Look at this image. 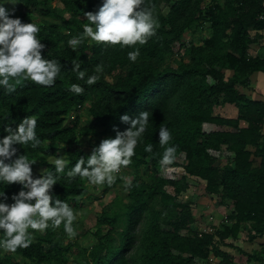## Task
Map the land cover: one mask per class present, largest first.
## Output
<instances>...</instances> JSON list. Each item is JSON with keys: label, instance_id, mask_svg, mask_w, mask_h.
<instances>
[{"label": "trees", "instance_id": "obj_1", "mask_svg": "<svg viewBox=\"0 0 264 264\" xmlns=\"http://www.w3.org/2000/svg\"><path fill=\"white\" fill-rule=\"evenodd\" d=\"M53 1L18 0L21 7L14 16L40 26L38 35L46 45L42 55L59 58L61 74L51 87L22 80L13 93L0 89V135L6 134L5 123L15 127L24 116L35 115L42 143L37 149L18 144L17 155L25 152L50 170L53 165L44 156L61 154L69 159L71 167L79 155L90 154L78 146L79 134L114 136L112 125L120 130L128 127L119 119L121 114L135 116L149 109V126L130 164L135 171L141 169L146 178L134 177L125 197L116 194L103 207L95 222V242L90 246L67 240L61 224L43 233L36 231L27 248L0 252V264H66L72 245L77 248L72 264H194L196 257L208 259L210 255L230 262L231 256L218 243L236 239L241 230L249 242L264 235V101L236 87L246 85L254 71L264 73V55L249 54V27L264 29V20L259 18L264 0H177L172 4L171 0H151L159 28L146 44L139 45L136 61L128 59L129 47L85 42L73 50L67 45L68 38L88 22L84 11L95 10L102 0ZM161 3L170 4L166 14ZM204 22L209 23V31L200 43L189 44L188 60L180 57L175 66L171 65L172 44L186 30H194ZM73 59L80 60L89 74L97 63H102L100 79L92 85L77 81L71 71ZM227 69L231 70L228 76ZM73 82L83 84L84 92L69 91ZM220 96L237 106L236 118L213 115V103ZM86 103L89 122L82 123L76 113L65 123L73 109ZM241 120L246 125H240ZM211 122L231 125L235 130L204 131L203 124ZM161 124L171 131L169 143L178 145L172 165L179 164L187 173L204 179L208 193H221L231 199L233 209L226 217L230 224L190 234L180 232L188 229L194 217L189 205L177 201L166 188L171 185L176 191L185 190V179L157 173L163 152L158 141ZM60 141L65 143L57 153L55 142ZM147 143L153 144L152 152L144 150ZM222 146L233 155L217 165L208 150ZM253 156L259 158L257 163ZM119 182L118 178L114 184ZM86 183V178L69 180L61 176L53 186L54 194L67 200L77 212L80 199L89 195ZM2 187L11 202V193L18 191L20 184ZM73 224L79 235L84 229L82 220L77 218ZM241 252L248 260H264L263 246Z\"/></svg>", "mask_w": 264, "mask_h": 264}, {"label": "clouds", "instance_id": "obj_2", "mask_svg": "<svg viewBox=\"0 0 264 264\" xmlns=\"http://www.w3.org/2000/svg\"><path fill=\"white\" fill-rule=\"evenodd\" d=\"M17 2L0 0V89L4 93L15 92L22 80L51 87L63 68L59 58L42 55L46 45L38 35L40 26L31 20L23 22L19 16L9 14L15 9L7 8L5 4L15 5ZM83 15L88 22L82 25L81 31L68 38V46L77 50L88 42L103 47H129L127 57L130 61L137 60L139 45L146 44L159 28V19L154 15L151 0H102L95 10L84 11ZM71 71L75 73L77 81L92 85L100 79L104 66L97 63L94 72L89 74L81 67L80 60L73 59ZM69 91L81 94L84 86L73 82ZM149 115V109L141 110L135 116L127 112L121 114L119 119L127 123L128 127L120 130L117 125H112L115 135L102 138L93 145L90 154L79 155L71 167H68L69 159L61 154L44 156L53 167L50 170L42 169V175L33 174L32 166L36 159L30 158L25 152L17 155L16 146L21 144L26 148L37 149L41 145L37 117L26 115L15 127L5 123L6 134L0 135V185L15 182L20 184V188L11 193V202L9 194L3 187L0 188V252L14 253L18 248H27L33 243L36 231L43 233L49 227L57 229L61 224L67 237L75 238L78 232L73 221L77 219V213L67 200L54 194V184L61 176H65L69 180L86 178L88 185H113L121 168L132 163L136 146L143 143ZM158 136L159 145L163 148L159 165L162 169L172 171L178 145L169 143L172 134L164 124L160 125ZM64 143L55 142L57 153ZM144 150L152 152L153 144H144ZM120 179L124 181V190L128 191L133 179Z\"/></svg>", "mask_w": 264, "mask_h": 264}, {"label": "rangeland", "instance_id": "obj_3", "mask_svg": "<svg viewBox=\"0 0 264 264\" xmlns=\"http://www.w3.org/2000/svg\"><path fill=\"white\" fill-rule=\"evenodd\" d=\"M177 0H171L170 4L174 3ZM208 1V0H207ZM58 0H54L53 3L56 4ZM170 4L161 3L162 12L166 14L169 9ZM9 8H14L15 11L11 12L14 16L21 7L17 2L15 5L6 3ZM209 31V23L204 22L202 26L196 27L194 30H186L179 41H176L172 44L173 54L169 58L171 65H176L178 59L183 57L185 60H188L189 55L187 53V47L190 43L198 44L202 41L203 37L207 35ZM249 34L251 37V42L249 44V54L251 56L260 54L264 55V30L256 31V29L249 27ZM226 76L231 73V70L227 69ZM253 83H247L246 85L237 84V89L241 93H246L249 97L256 95V90L253 87ZM254 98V97H253ZM87 105L86 103L83 107L79 109H73L69 116L66 118L65 123H68L76 113H79L82 119V123H87L90 120V116L87 114ZM238 114L237 106L231 102L228 98L224 96L218 97L213 103V115L222 117V118H236ZM240 125H246V122L243 120L240 121ZM207 128L208 132L213 130H235L231 125L220 124V123H204L203 130ZM205 131V130H204ZM264 131V127L262 128ZM107 136L104 135H93V134H79L78 135V146L84 149L86 152L90 153L94 144L99 143V141ZM209 153L215 157V164L221 165L227 160H230L233 153H231L225 146H222L219 150H208ZM53 157V156H52ZM255 163L258 162L259 158L254 157ZM33 174L40 175L42 169L45 166L39 162L35 161L33 164ZM172 171H164L160 166H157L156 170L159 175H167L168 177L180 179L184 178L188 183V187L185 190L176 191V189L167 185V191L175 196L176 200L182 203H186L191 208L194 220L188 226V229H182L180 232L182 234H190L192 231H204L212 230L211 227L222 228V225L225 223L230 224L231 221H226L227 216L232 212L233 206L231 199L222 196L221 193L210 194L206 189V181L200 178L197 175H191L187 173L183 166L179 164L172 165ZM118 178L124 177L128 178L134 177L146 178L145 174L141 172V169L135 171L130 165L122 167L120 173L117 174ZM124 181L120 179L119 183H115L110 187L107 185L104 186H95L87 185L89 190V195L80 199V205L78 208L77 218L82 220V226L84 229L73 239L67 238V240L77 241L82 246H90L95 242V222L97 215L102 211L103 207L107 205L116 194H120L125 197L127 191L123 187ZM107 227V226H106ZM104 227V228H106ZM142 228V225L141 227ZM213 229V230H214ZM81 230V228H80ZM246 232L241 230L239 236L236 239L229 238L225 243H218L219 247L227 251L231 256V261L226 262L222 261L220 256L210 255L208 259H202L196 257L194 264H264V260H248L247 256L241 252L245 250L251 252L254 249H260L261 246L264 247V235L258 237L252 242L246 240ZM2 254L4 252H1ZM77 255V248L72 245L71 252L68 254L67 259L64 261L66 264H72V260ZM264 257V254H263Z\"/></svg>", "mask_w": 264, "mask_h": 264}, {"label": "crops", "instance_id": "obj_4", "mask_svg": "<svg viewBox=\"0 0 264 264\" xmlns=\"http://www.w3.org/2000/svg\"><path fill=\"white\" fill-rule=\"evenodd\" d=\"M263 30L264 29L259 31H263ZM249 83H253L254 86L253 85L252 86L256 90V95L253 97L255 99H261L264 101V73L262 71H254L249 76Z\"/></svg>", "mask_w": 264, "mask_h": 264}, {"label": "built area", "instance_id": "obj_5", "mask_svg": "<svg viewBox=\"0 0 264 264\" xmlns=\"http://www.w3.org/2000/svg\"><path fill=\"white\" fill-rule=\"evenodd\" d=\"M259 18L264 20V12L260 13Z\"/></svg>", "mask_w": 264, "mask_h": 264}]
</instances>
